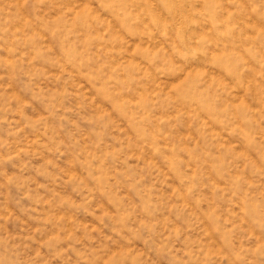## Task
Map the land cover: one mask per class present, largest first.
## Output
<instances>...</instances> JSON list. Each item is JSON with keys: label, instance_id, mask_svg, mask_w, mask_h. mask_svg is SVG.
<instances>
[{"label": "rangeland", "instance_id": "rangeland-1", "mask_svg": "<svg viewBox=\"0 0 264 264\" xmlns=\"http://www.w3.org/2000/svg\"><path fill=\"white\" fill-rule=\"evenodd\" d=\"M0 264H264V0H0Z\"/></svg>", "mask_w": 264, "mask_h": 264}]
</instances>
